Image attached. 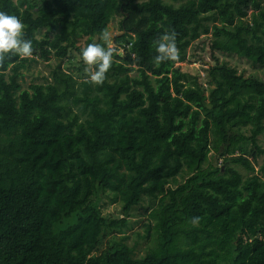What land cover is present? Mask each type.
Wrapping results in <instances>:
<instances>
[{
  "label": "trees",
  "instance_id": "trees-1",
  "mask_svg": "<svg viewBox=\"0 0 264 264\" xmlns=\"http://www.w3.org/2000/svg\"><path fill=\"white\" fill-rule=\"evenodd\" d=\"M0 11L33 47L0 58V264H264V179L249 159L264 155V80L216 57L204 82L176 65L210 34L212 52L264 68V0H0ZM116 15L96 84L80 52L107 46L94 38ZM167 31L179 59L156 63ZM52 58L49 79L23 89L31 64ZM103 196L121 217L104 216ZM131 218L148 220L141 257L126 243Z\"/></svg>",
  "mask_w": 264,
  "mask_h": 264
},
{
  "label": "rangeland",
  "instance_id": "rangeland-1",
  "mask_svg": "<svg viewBox=\"0 0 264 264\" xmlns=\"http://www.w3.org/2000/svg\"><path fill=\"white\" fill-rule=\"evenodd\" d=\"M17 1V0H14ZM184 1V0H183ZM120 15H116L114 20L110 23L109 31L107 32L110 34V39L106 42L104 37H95L94 40L102 42H106V44H111L112 50L116 49V42L114 38L120 35L119 30V21L121 20ZM214 38L209 35H203L196 41H193L189 44L186 48L184 60L178 61L176 65L181 67L183 72H187L191 75L199 76L200 80L204 82L205 79V69L209 65L214 64V57L218 58L220 62H224L227 65L231 66L236 70L238 74L243 75L244 77H248L249 75H256L260 79L264 80V68H258L253 66L250 62L245 59H240L235 56H227L221 54L219 52H212L211 45L213 44ZM56 60L53 58L50 59L49 62L41 61L32 63L30 68L25 71V75L22 78L21 84L23 89H27L29 85L33 84H41L45 82V79H49L50 72L56 66ZM75 64L67 63L66 66L63 68L67 71L69 66L75 67ZM68 67V68H67ZM70 69V68H69ZM70 71V70H68ZM77 77V73L73 74ZM248 135V133H245ZM259 146L264 150V134L259 137L258 139ZM254 169L255 173L261 176L264 179V170L261 172V168L264 167V155H255V157L249 158ZM221 162H219L220 164ZM238 168V167H237ZM238 170L245 174L241 168ZM187 175L183 174L178 176L176 179V184H180L185 180ZM246 176V174L244 175ZM174 186V185H173ZM102 212L104 216L109 217H121L120 210L121 204L114 203L111 204L110 200L103 196L102 197ZM146 205V203H145ZM148 223L147 218H131L129 221V226L131 227L130 230L126 231V236L128 237L126 243L129 246H133L137 244V248L135 250L136 257H141L147 252V248L153 246L152 241L145 240L144 237L147 235L146 233V224ZM153 224V222H152ZM152 233V232H151Z\"/></svg>",
  "mask_w": 264,
  "mask_h": 264
},
{
  "label": "clouds",
  "instance_id": "clouds-1",
  "mask_svg": "<svg viewBox=\"0 0 264 264\" xmlns=\"http://www.w3.org/2000/svg\"><path fill=\"white\" fill-rule=\"evenodd\" d=\"M25 25L15 15H9L0 11V58L5 55H18L28 57L32 54V41L24 36ZM105 41L110 39V34L105 33ZM156 55L154 62L177 61L179 49L177 48L176 33L167 31L162 33L154 42ZM80 56L89 66H95L89 74L91 82L102 83L105 74L112 63V46H104L100 43H89L84 47Z\"/></svg>",
  "mask_w": 264,
  "mask_h": 264
}]
</instances>
